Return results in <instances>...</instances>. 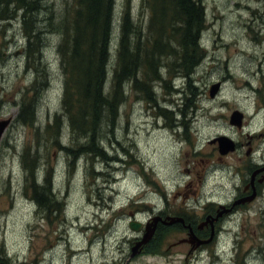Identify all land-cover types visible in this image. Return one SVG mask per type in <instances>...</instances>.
Here are the masks:
<instances>
[{"label":"rangeland","instance_id":"374dc122","mask_svg":"<svg viewBox=\"0 0 264 264\" xmlns=\"http://www.w3.org/2000/svg\"><path fill=\"white\" fill-rule=\"evenodd\" d=\"M123 1L115 0L112 48ZM201 1L206 54L192 85L177 77L169 90L152 81L156 105L130 89L112 130L99 125L102 155L78 148L73 157L43 133L61 105L54 35H44L39 66L46 80L36 91L28 86L39 73L23 69L18 21L4 29L0 22V264H264V183L253 181L254 194L250 184L264 165V0ZM129 4L136 16L138 0ZM32 95L37 122L30 126L15 117L20 99ZM164 106L170 113L162 116ZM235 110L239 126L230 122ZM60 134L61 146L83 143L65 126ZM222 136L226 140L218 141ZM25 143L50 168L53 191L63 201L43 218L21 189ZM207 213L217 221L213 230L201 229L204 243L193 246L182 222L174 221L131 252L144 230L132 231L129 221L180 217L199 235Z\"/></svg>","mask_w":264,"mask_h":264},{"label":"trees","instance_id":"16d2710c","mask_svg":"<svg viewBox=\"0 0 264 264\" xmlns=\"http://www.w3.org/2000/svg\"><path fill=\"white\" fill-rule=\"evenodd\" d=\"M114 5L115 0H60L57 5L53 0H0L2 29L13 20L19 23L25 73L31 69L39 73L28 86L36 91L46 80H42L43 68L39 66L44 35L50 32L56 39L54 51L62 77L61 105L59 112L45 122L43 133L46 131V137L52 138L59 150L71 151L73 157L78 148L81 153H104L99 144V125L104 123L112 130L130 89L136 98L156 105L152 81L155 86L172 90V80L180 77L190 87L192 74L206 54L201 44L206 28L201 0H138L136 16L130 11L129 0H124L117 21V41L112 48ZM173 89L179 94V88ZM160 99L171 102L165 95ZM17 105L15 120L34 125V95L25 96ZM168 109L162 107L160 114L170 113ZM63 126L75 142L77 137L84 138L83 143L76 148L61 146ZM42 162L37 149L25 143L20 153L21 189L43 218L51 210L60 209L63 201L57 199L50 168Z\"/></svg>","mask_w":264,"mask_h":264},{"label":"water","instance_id":"95a60500","mask_svg":"<svg viewBox=\"0 0 264 264\" xmlns=\"http://www.w3.org/2000/svg\"><path fill=\"white\" fill-rule=\"evenodd\" d=\"M213 92H214V89H212L209 94L212 95ZM232 116H233V118L231 119L230 122L235 124V125H237V126H239L240 125V116H241V114L238 111L235 110L233 112ZM3 124H4V122H3ZM0 125H2V123ZM217 140L218 141H223V140H226V137L225 136L218 137ZM226 148H227V146H226ZM229 148L230 149L232 148V142L231 141L229 143ZM225 150H227V149H220V152H223ZM251 196H253V194ZM158 220H160V218L158 216L151 218L152 227L151 228L147 227L145 229L143 237L141 238L140 241L136 242V244L132 247L131 252H135V250H137V246H139L142 243H145L147 238L151 235L152 231L154 230L155 223ZM168 220L169 221L166 222L165 220L162 219L161 222L162 223H170V222H174V221L182 222V219L180 217H169ZM127 226L132 231H139L141 229V227H142L141 222H138V221H129ZM187 228H188L189 241L193 243V246H197V245L205 242L204 240H200L199 238H197L188 225H187Z\"/></svg>","mask_w":264,"mask_h":264},{"label":"flooded vegetation","instance_id":"af4514ba","mask_svg":"<svg viewBox=\"0 0 264 264\" xmlns=\"http://www.w3.org/2000/svg\"><path fill=\"white\" fill-rule=\"evenodd\" d=\"M235 147V146H234ZM259 168L255 171V174L251 177L252 179H250L251 181H250V184H251V188H252V192H253V194L255 193V188H254V186L252 185L253 184V181H257V182H260V183H264V165H262V166H258ZM245 186V185H244ZM243 186V187H244ZM244 189V188H243ZM241 198H243V196H241L240 198H238V199H241ZM244 199V198H243ZM243 199H241V200H243ZM240 200V201H241ZM234 201H237V200H234ZM233 206V205H232ZM232 206L229 208V209H225L226 211H224V212H231V211H233V209H232ZM217 216H219V214H217ZM161 218H160V220H158V221H156V223H155V229L154 230H156V228H158L161 224H164V223H162L161 222ZM217 221V217H213L212 216V213H207L206 214V216H205V219L203 220V222H201L196 228H198V229H196V230H199V231H197L198 232V234L199 235H197L196 233H195V230H194V228H192V226L190 225V221L188 222V223H186V224H184V222H183V220H182V223H180V225L183 227V228H185L186 229V232L188 233V228H187V225L191 228V230H192V232L195 234V236L197 237V238H199V239H203L204 237H205V233H203V234H201L200 235V232H201V229L203 228V227H206L207 226V228L208 229H212L213 230V228H214V223ZM151 222V219L150 220H147V222L145 221L144 223H142V228H143V230L145 231V229L148 227V224ZM152 225V224H151ZM212 236H213V234H212ZM135 238L136 237H138V235H136V236H134ZM140 249H141V245H140V247H139V250L138 251H140Z\"/></svg>","mask_w":264,"mask_h":264}]
</instances>
